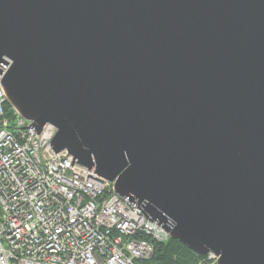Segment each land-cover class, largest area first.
Wrapping results in <instances>:
<instances>
[{
  "label": "water",
  "instance_id": "95a60500",
  "mask_svg": "<svg viewBox=\"0 0 264 264\" xmlns=\"http://www.w3.org/2000/svg\"><path fill=\"white\" fill-rule=\"evenodd\" d=\"M8 104L217 264H264V0H0Z\"/></svg>",
  "mask_w": 264,
  "mask_h": 264
},
{
  "label": "built area",
  "instance_id": "2783aa9c",
  "mask_svg": "<svg viewBox=\"0 0 264 264\" xmlns=\"http://www.w3.org/2000/svg\"><path fill=\"white\" fill-rule=\"evenodd\" d=\"M0 75V264H137L168 233L110 182L7 114ZM208 252L193 264H217Z\"/></svg>",
  "mask_w": 264,
  "mask_h": 264
},
{
  "label": "trees",
  "instance_id": "16d2710c",
  "mask_svg": "<svg viewBox=\"0 0 264 264\" xmlns=\"http://www.w3.org/2000/svg\"><path fill=\"white\" fill-rule=\"evenodd\" d=\"M6 110L7 114H14V110L8 103ZM198 257L199 255L179 241L170 238L165 243L155 242L152 256L138 260L137 264H193Z\"/></svg>",
  "mask_w": 264,
  "mask_h": 264
}]
</instances>
